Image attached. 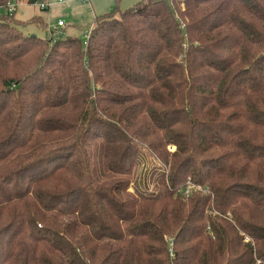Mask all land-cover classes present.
<instances>
[{"label":"trees","instance_id":"16d2710c","mask_svg":"<svg viewBox=\"0 0 264 264\" xmlns=\"http://www.w3.org/2000/svg\"><path fill=\"white\" fill-rule=\"evenodd\" d=\"M48 1L0 0V264H264V0L23 34Z\"/></svg>","mask_w":264,"mask_h":264},{"label":"rangeland","instance_id":"374dc122","mask_svg":"<svg viewBox=\"0 0 264 264\" xmlns=\"http://www.w3.org/2000/svg\"><path fill=\"white\" fill-rule=\"evenodd\" d=\"M145 0H49V6L45 10H40L38 5L26 3L17 4L14 14L15 19L21 22H28L30 19H39L43 23L28 24L21 29L25 35L36 36L45 39L49 35V29H58L57 23L61 21L64 27L61 30L62 37H71L83 41V33L94 21L95 17L113 11H125L134 8ZM180 9H182L180 3ZM158 162L152 158H145L141 165L136 168V175L148 171L152 167H157ZM131 192V189H129Z\"/></svg>","mask_w":264,"mask_h":264},{"label":"built area","instance_id":"2783aa9c","mask_svg":"<svg viewBox=\"0 0 264 264\" xmlns=\"http://www.w3.org/2000/svg\"><path fill=\"white\" fill-rule=\"evenodd\" d=\"M83 2H88V0H80ZM179 2V6L181 3L182 9H183V0H177ZM36 5H38L40 10H45L48 6L49 3H36ZM1 10V8H0ZM7 12H12L14 10V6L13 5H8L5 9ZM63 23L61 21H58L57 26L60 27L62 26ZM89 29L85 30L83 33V41H86L89 37ZM169 150H173V148H169ZM181 196L185 199L189 198L190 196H192L194 193L196 194H201V195H207L209 193V188L206 186H201L198 185L196 183H193L190 179H188L185 183V185L183 186V188L180 191Z\"/></svg>","mask_w":264,"mask_h":264},{"label":"crops","instance_id":"0c3cea01","mask_svg":"<svg viewBox=\"0 0 264 264\" xmlns=\"http://www.w3.org/2000/svg\"><path fill=\"white\" fill-rule=\"evenodd\" d=\"M88 2H89V0H88ZM62 27H64V24H63V26Z\"/></svg>","mask_w":264,"mask_h":264}]
</instances>
